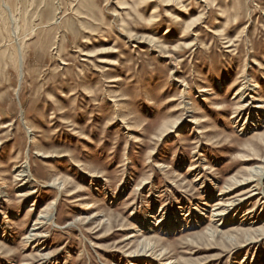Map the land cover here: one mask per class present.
Segmentation results:
<instances>
[{"label": "rangeland", "instance_id": "rangeland-1", "mask_svg": "<svg viewBox=\"0 0 264 264\" xmlns=\"http://www.w3.org/2000/svg\"><path fill=\"white\" fill-rule=\"evenodd\" d=\"M201 1L0 0V264H264L261 194L210 215L264 161V0ZM245 80L256 125L237 118ZM141 240L153 258L126 255Z\"/></svg>", "mask_w": 264, "mask_h": 264}, {"label": "bare ground", "instance_id": "bare-ground-1", "mask_svg": "<svg viewBox=\"0 0 264 264\" xmlns=\"http://www.w3.org/2000/svg\"><path fill=\"white\" fill-rule=\"evenodd\" d=\"M206 1L207 0H202L201 2L206 4L207 3ZM235 42H236V39H234L232 37L229 38V40L226 41L225 48H227L228 50L232 49L234 47ZM228 52H230V51H228ZM22 75H23V71H22V68H20V77H22ZM221 83H222L221 81L217 82L218 87L221 86ZM258 88H259V86L256 83H254V85H251V84H249L248 80L247 81L245 80V82L242 84V86H240L234 94V100H237L236 102H238V104H237L238 107L236 106V108L238 110V111L236 110L237 114H238L237 118H240L241 115H245L244 116V125L245 124L256 125L261 120H264V118H262L260 120L259 112H257V111H255V112L250 111L249 112V110H248L249 105H250V100H252V98H253V97H251V94L255 90H257ZM206 92H208V90H206V89L201 90V93H206ZM257 102L264 103L261 99H259V101L257 100ZM259 105L261 108L264 109V104L263 105L259 104ZM185 109H186L185 112L188 113V108L186 106H185ZM192 124H197V123L195 121H192ZM5 127H7V126H5ZM190 170H193V169L190 168ZM263 175H264V161L261 162V165L255 166L254 168H252L250 170L248 177L242 179V181H240V182H237L239 184H249L247 189L243 193H239L235 197L225 199V200H223V197H221L219 199H214V200L212 199L213 212L210 215H212L213 218H218V221H220V222L226 221L227 218H229V215L232 212H234L237 208H239L240 206L242 207L243 206L242 204L246 200H249L255 196H259L260 194L264 197V193H262L260 191V188H261L260 181H261ZM17 177H19L23 181V184L21 185V187H24L26 190V188H28V186L30 185V183L33 180L30 162L28 160H25L19 166V170L17 171ZM47 186L49 188H53V189L57 190L59 195L62 193V190L64 188V184L59 182L57 179L52 180ZM32 194H34V191L28 190V192H25L24 194H19L18 196H20V198H21V197L31 196ZM56 204H57V200H52L46 206V208H44V210L42 212H40L39 216L37 217V220L33 224L32 228L30 229L28 234L24 235V237L22 239L23 241H25L26 243H28V242L29 243H33V242L38 243L42 238L46 237V236H44L45 234L43 235V233L40 230L44 226H46L47 224H53V213L56 210ZM162 211L158 214V217L156 219H159L157 224H162L164 226V228H163L164 231H171V230H174L175 228H177V226L181 227L183 225L184 222L179 221V219L181 218L179 215L178 216L174 215V217L171 218V221L173 219V222L171 224L168 219H166L168 221H166L164 219V216L162 215ZM187 211H189V210H187ZM251 212H254V210H252ZM186 214H187V212H186ZM185 217H188V214L185 215ZM91 219H93V217H91ZM145 219H146V223H143L145 229H147V230L156 229L153 227H149V226H151V223L148 222V219H151V216L146 217ZM250 219H251V216L249 217V219H247L248 220L247 222H249ZM244 220L245 219H243V222H244ZM113 223H112V220H110V218H106L105 221L101 220L99 222L98 227L100 229H106L108 231V230L112 229ZM146 227H148V228H146ZM258 232H260L262 235H264V224L259 227ZM213 234H214V232L211 231L210 235H213ZM134 236H136V235H134ZM134 236L131 235V236H128V238H132ZM150 242H151L150 240L142 241V243H141L142 246H137L134 250H130V252L128 251L129 253L126 255L130 258H135L137 256H143L146 258H153V256L155 255L156 252H155L153 245H151ZM161 250L159 251L160 253L158 252V257H157V259H160V260L166 256V254L164 253L165 249H164V251H161ZM167 264H172V263L167 262Z\"/></svg>", "mask_w": 264, "mask_h": 264}]
</instances>
